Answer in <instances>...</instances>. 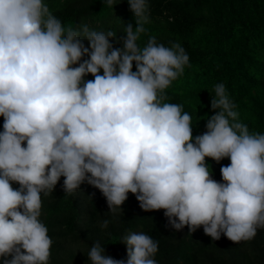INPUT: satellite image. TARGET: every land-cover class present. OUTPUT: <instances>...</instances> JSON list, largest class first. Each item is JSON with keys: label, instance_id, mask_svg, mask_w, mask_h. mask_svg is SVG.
Here are the masks:
<instances>
[{"label": "clouds", "instance_id": "clouds-1", "mask_svg": "<svg viewBox=\"0 0 264 264\" xmlns=\"http://www.w3.org/2000/svg\"><path fill=\"white\" fill-rule=\"evenodd\" d=\"M128 4L136 26L125 25L117 48L115 32L65 27L44 0H0V264H49L42 197L61 177L65 195L83 184L99 190L112 215L131 193L144 212L163 210L177 232L202 227L214 241L238 244L264 229V133L238 119L225 85L216 84L215 114L193 137L192 116L165 94L189 56L155 37L141 47L146 0ZM206 158L230 160L221 181ZM121 242L126 260L96 240L88 261L157 264L159 241L149 234L129 231Z\"/></svg>", "mask_w": 264, "mask_h": 264}, {"label": "trees", "instance_id": "trees-1", "mask_svg": "<svg viewBox=\"0 0 264 264\" xmlns=\"http://www.w3.org/2000/svg\"><path fill=\"white\" fill-rule=\"evenodd\" d=\"M44 3L65 27L87 25L115 32L110 42L117 48L122 47L117 41L124 36L125 25L136 26L128 0H114L111 7L103 0ZM146 5L150 23L138 41L140 46L155 37L165 46L178 42L189 56L183 75L165 94L166 102L182 104L192 116L193 137L206 130L207 117L215 114L210 101L216 84L225 85L238 119L251 132L264 133V0H146ZM84 43L87 47L88 42ZM2 124L0 117V131ZM206 162L212 178L221 181L220 167L230 160L217 164L206 158ZM62 184L63 177L50 196L42 197L40 220L53 241L49 264H90L87 252L96 240L106 255L126 260L121 237L129 231H142L159 241L157 264H264V229L238 244L224 236L214 241L202 227L191 234L187 227L179 232L166 227L163 210L144 212L131 193L122 212L112 215L99 190L83 184L74 194L65 195ZM104 219L110 221L107 228L101 227Z\"/></svg>", "mask_w": 264, "mask_h": 264}]
</instances>
